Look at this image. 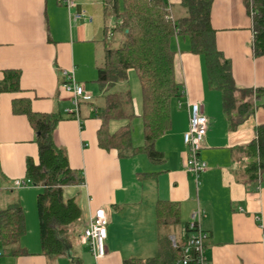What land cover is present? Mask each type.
Returning <instances> with one entry per match:
<instances>
[{"label":"crops","instance_id":"obj_1","mask_svg":"<svg viewBox=\"0 0 264 264\" xmlns=\"http://www.w3.org/2000/svg\"><path fill=\"white\" fill-rule=\"evenodd\" d=\"M75 1L73 10H85L91 20L74 21L63 0H0V80L5 70L21 71V91L0 92V209L16 201L22 207L27 201L30 207V216L25 214L26 233L19 241L24 252L3 255L0 263L70 264L65 255L48 257L42 252L39 219L31 211L35 191L28 185H15V180L26 176L27 159H38L39 154L36 131L28 117L13 112V100L27 97L34 111L64 115L54 136L67 151L70 166L85 176L84 183L63 189L64 197L75 198L81 208L77 239L84 247L85 261L91 256L96 264H123L127 258L158 255L156 204L168 200L178 203L181 210L180 235L173 232L171 239L183 241L192 213L201 211L202 225L209 233L208 264H264V172L258 180L250 177L246 170L250 159L243 148L253 140L256 125L264 123V97L254 99L253 115L230 129L222 94L209 85L204 55L191 51L187 36L175 35L171 46L176 79L186 93L172 100L171 126L155 143L165 160L155 162L144 151L120 156L117 149L102 148L98 142L102 121L92 115L87 103L81 107L80 118L67 115L71 94L62 85L64 71L73 69L86 93L101 104L98 64L105 56L106 27L114 22L105 16L104 0ZM169 1L174 7L181 6L182 0ZM211 21L218 48L230 59L237 85L264 87V56L253 53L254 31L246 0H214ZM124 84H116L114 90L128 89ZM96 90L100 95L93 97ZM133 97L137 116L132 121V142L140 147L145 144L142 93ZM188 101L200 102L208 118L200 151L208 169L199 183L186 170ZM127 122L111 121L110 131ZM99 208L109 218L108 252L95 259L81 234Z\"/></svg>","mask_w":264,"mask_h":264},{"label":"trees","instance_id":"obj_2","mask_svg":"<svg viewBox=\"0 0 264 264\" xmlns=\"http://www.w3.org/2000/svg\"><path fill=\"white\" fill-rule=\"evenodd\" d=\"M107 19L115 18L109 37L106 27L105 56L98 64V79L102 102L82 101L91 105L92 115L102 121L98 142L104 149H117L120 156L134 155L140 151L151 160L163 162L164 154L156 140L171 126L172 100L182 95V86L176 79L175 51L171 42L175 35L187 36L191 51L204 55L209 85L222 94L223 111L232 130L237 129L255 113L254 99L264 97V87L256 89L239 87L235 81L231 61L216 41L211 12L214 0H182L185 14L176 18L169 0H104ZM121 2L123 4H121ZM252 15L255 56H264V0H246ZM122 5V7H121ZM122 8V9H121ZM183 12V13H184ZM116 31L122 32L121 43L112 47L110 41ZM134 70L141 85L145 144L137 147L132 142L133 119L137 116L131 90H114L116 84L126 82ZM21 71L8 69L0 80V92H19ZM13 112L28 117L36 131L39 148L38 159H27L26 177L41 191L37 196L42 252L48 257L61 255L70 258V264H85L81 256L72 254L69 235H76L73 225L81 218V208L75 198H65L64 186L82 184L84 173L69 164L67 151L55 141V130L64 118L60 111L37 112L27 97L15 98ZM264 107V102H263ZM113 120H127L117 131L111 132ZM249 156L247 172L260 179L264 172V123L255 127L253 140L243 146ZM159 227V253L154 257H131L123 264H181L184 240L174 246L171 228L181 223L178 203L159 200L156 204ZM163 227V228H162ZM164 229H166L165 232ZM26 233V217L19 201L0 209V245L3 255H15L24 250L19 246ZM77 243L78 239H77Z\"/></svg>","mask_w":264,"mask_h":264},{"label":"built area","instance_id":"obj_3","mask_svg":"<svg viewBox=\"0 0 264 264\" xmlns=\"http://www.w3.org/2000/svg\"><path fill=\"white\" fill-rule=\"evenodd\" d=\"M68 7L70 15L74 21L87 19L92 17L85 10H73L77 3L75 0H63ZM253 11L251 10V17ZM108 35H112L111 24H109ZM66 81L63 83V89L71 94L72 108L66 109V114L75 118H80V103L92 99L86 93L85 86L80 83L73 69L64 71ZM186 93V88L183 87L182 94ZM190 106V128L184 135V141L187 146L186 170L191 173L197 183H199L200 175L208 169L207 162L201 158L200 151L203 141L207 133L208 118L202 110V105L198 101L189 102ZM30 179H17L15 185L17 187L29 185ZM109 218L104 208H99L90 223L84 228L81 234V241L89 245L90 252L95 259L104 257L107 252L106 240L108 237ZM264 228V225H262ZM209 233L202 225V213L199 209L195 210L188 223L183 229V254L180 259L181 264H208L209 260L206 254V241ZM174 246L177 245V240L172 237ZM3 257L2 247L0 245V262ZM1 264V263H0Z\"/></svg>","mask_w":264,"mask_h":264},{"label":"rangeland","instance_id":"obj_4","mask_svg":"<svg viewBox=\"0 0 264 264\" xmlns=\"http://www.w3.org/2000/svg\"><path fill=\"white\" fill-rule=\"evenodd\" d=\"M121 4H123L122 2H121ZM121 7H122V5H121ZM122 9V8H121ZM184 8L183 7H181V6H178V5H174V7H173V13H174V16L176 17V18H178V17H180V16H182L183 14H185V12H184V10H183ZM184 12V13H183ZM112 20H113V22H115V18H112ZM122 32L121 31H116V34H115V37L110 41V45L112 46V47H116V46H118L120 43H121V38H122ZM104 56V55H103ZM104 58L102 57V59L101 60H103ZM125 83V84H124ZM122 84H124L125 85V87H127L129 90H131V92L133 93L132 95L134 96V94L136 93V92H138L140 95H141V85H140V81H139V79H138V77H137V74H136V72L134 71V70H132V71H130V75H129V79L126 81V82H120V83H118L117 85L118 86H121ZM117 86V87H118ZM94 93L95 94H92V96L94 97H97V96H99L100 95V91H98V90H96V91H94ZM135 100V99H134ZM258 105V104H257ZM86 106L87 105H84V108H86ZM138 120L139 119H141V118H137ZM137 120V121H138ZM142 121V120H141ZM138 131V130H137ZM144 156H145V154H144ZM20 179H28L26 176H24L23 178H20ZM28 188H32L33 189V191H35V197L33 198V201H31V211L33 212V213H35V215L38 217V209H37V196H38V193L41 191V188L39 187V186H35L32 182L28 185ZM23 204V207H24V210H25V214L26 215H28V216H30V207L28 208V207H26L27 206V201H26V203H22ZM39 219V218H38ZM78 226H80V223H79V221L75 224V225H73L72 227H74V230H75V234L77 235L79 232H81V228L80 227H78ZM163 228V227H162ZM181 228H182V224L180 223L179 225H177L176 227H173V228H171V230H172V233L174 232V234L176 235V236H178L179 237V235H180V232H181ZM166 229H164V231H165ZM165 232H167V231H165ZM69 237H70V239H71V242H72V248H71V251H72V254L73 255H76V256H81L82 257V259H84L83 258V255H84V253H81L82 251H85V250H83V246H80L78 243H77V236H73V235H69ZM19 246H20V244H19ZM24 250V249H23ZM89 251H90V249H89ZM66 257H68V256H66ZM88 259H86V261H85V259H84V261H85V264H96L95 263V261L93 260V257H91V256H89V257H87ZM67 259H69V261H70V258L68 257ZM87 260H89L88 262H87Z\"/></svg>","mask_w":264,"mask_h":264}]
</instances>
